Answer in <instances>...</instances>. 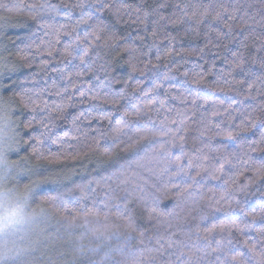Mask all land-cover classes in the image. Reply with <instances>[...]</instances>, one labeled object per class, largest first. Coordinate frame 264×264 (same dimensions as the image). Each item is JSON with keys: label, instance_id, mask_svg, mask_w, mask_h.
Wrapping results in <instances>:
<instances>
[{"label": "snow or ice", "instance_id": "obj_1", "mask_svg": "<svg viewBox=\"0 0 264 264\" xmlns=\"http://www.w3.org/2000/svg\"><path fill=\"white\" fill-rule=\"evenodd\" d=\"M154 3L155 6L141 0L139 4L133 6L115 3L113 0H72V2L60 0V3H53L52 0H39L38 3L31 2L23 6L17 4L8 9L10 12L27 11L37 24V31L33 32L31 36L20 38L24 47H18L17 52L23 63L15 64L8 61L0 65L2 68L0 70V93L10 92L13 96L18 94L23 103V108L31 113L30 117L26 118V122L23 120L20 122L24 130L20 134L23 142L21 149L24 151L30 149L31 157L36 161L54 163L60 162L61 157L64 160L79 159L80 157L79 149L75 154L67 153L66 149L72 145L68 143L66 138L82 140L85 148L90 151H100L106 157L112 155L113 146L119 147L121 144H125L127 151L135 149L136 145L143 141H148V143L143 144L142 148L134 151L133 156L128 161L114 165V170L110 174L99 179L89 180L86 184H80L82 196L79 200L72 202V207H69L68 202L60 201V206L63 208L61 218L66 222L65 231L67 235H71L78 224L83 223L90 224L88 232L95 234L97 239L117 238V246L104 252L102 264H121L120 260H114L113 257L117 255L124 257L128 249L136 246L135 241L142 238L146 231L154 225L159 226V229L153 233L154 246L133 253L131 264H252L248 253L235 245L240 243L237 236L241 233L255 230L264 235V203L259 206V212L249 213L245 211L244 201L236 200L233 195L235 191L233 186L236 185L237 177L245 172H252L259 181H264V160L258 162L252 156L253 152H264V130L260 131V140L252 141V143H246L244 137L241 136V132L256 128L257 123L264 128V119L252 123L251 128L245 127L242 121L235 126L237 130L233 131L231 130V121L235 117L232 116L231 104L223 106L207 99H203V103L200 105L197 102L205 95V89L221 92L229 98L243 96L244 99H255L254 89L256 95L264 96V44H261L254 54L250 51L245 56L241 52H233L231 58L224 57L227 71L225 68H217L215 59L209 61L205 56V48L213 43L210 38L213 31H215L217 41L221 40L223 36L232 34L233 26L231 24H224L228 33H222V31L213 28L214 23L223 22V17L226 14H228L229 19H235L234 15L229 14V9L224 7L220 0H207V2L197 5L184 2V0H180L174 5L170 4L169 0H154ZM126 8L136 14L135 19H131L130 16L131 22L142 23L145 32H150L152 44L147 46V50L144 46L138 47L134 43L120 45L119 40H115L116 25L96 16L97 12L108 10L119 20L121 10ZM193 8L195 10L191 11ZM61 9L68 10L63 17L66 21H71L72 13L77 9L80 10V18L75 25L53 22L60 15ZM166 9H172L170 15L164 14ZM141 13H143L142 16ZM169 25L173 27L186 25V27L182 35H172L167 31ZM201 25H204L207 30L205 48L176 49V44L183 36L199 35ZM81 26L92 29L82 39L78 31ZM2 27L0 25V31H2ZM162 31L163 35L161 36ZM4 35L6 36V34ZM61 36L70 37L72 42L64 44L62 49L58 50L57 46L61 44ZM105 37L115 40L116 44L128 53L126 63L132 72L126 79L113 75L111 61H105L96 66L100 59V52L98 51L100 41ZM137 39L143 42L146 36H138ZM157 40H160L161 43L167 41L163 49V57L160 54L162 49ZM12 42L15 43V41ZM2 43L3 40L0 39V44ZM153 47L157 49L156 61L159 62L162 59L167 61L163 64L165 68L169 67L171 63L169 58L173 55L196 56L198 60L203 61V63L194 64L190 71L181 73L184 77V83L195 85L194 89H189L192 92L190 111L193 116L197 112L200 113L199 124L203 126L199 130V135L194 138L202 147H195L193 152L186 150V136L179 135V133L187 131L184 109H175V117L169 119L166 116L159 121V127H157V121L153 120L150 115V110L155 101L145 102L142 106L132 99V93L142 90L139 83L131 84V80L134 78L133 74L139 72L144 75L152 68L159 69L161 67L160 64L154 63L151 59L147 60L143 69L137 66V60L139 63H143V58L152 54L151 49ZM76 49H80L82 55H74ZM29 50H31V57ZM7 51L6 46L0 47V56ZM57 54L61 56L62 60L79 61L73 73L77 80L85 74L95 77L96 83L87 90H81L80 97L83 98L88 92H92L93 94L88 96L90 101H100L102 104L111 105L113 110L107 115L97 116H92L91 112L88 115L80 112L72 118V127L65 131L63 136L53 133L56 121H65L68 118L69 108L75 107V105L55 101L53 105H49L43 99L47 89L40 88L37 90V80L33 76L23 78L17 76L19 69L31 67L37 56L46 55L55 59ZM184 62L187 63V61ZM47 63L48 61L42 62L44 65L42 71H47ZM205 64L209 65L206 69ZM253 66H258V70L254 71ZM170 71H178V68L170 69ZM59 73L62 79L66 78L69 81V85L64 88V92L57 89L55 93L49 92V95L63 96L64 93L68 92L69 87L76 86L73 75L65 76L63 69H60ZM152 75L155 77V87L151 90L153 93H158L163 87L161 83L156 82L160 75H163L164 80L174 78L168 73H160L159 71L153 72ZM236 75L241 76L242 79L235 80ZM207 77H214V80L206 82ZM234 81L237 84H245L246 90L235 88ZM117 84H123V88L117 89L115 87ZM52 87H56L55 83ZM147 94L145 92V95ZM164 95L170 96L171 90H165ZM67 98L72 99L71 96ZM172 99L179 100L181 104L186 105L189 97L179 93L172 96ZM166 103V100L160 101V108H164ZM209 103L212 105L210 115L207 109L200 111ZM53 106L55 107V114L52 110ZM95 107L96 105H93V109ZM160 108H156L155 111L159 113ZM253 110L255 111V109ZM261 110L264 111V102L261 103ZM121 113L119 119H114L117 114ZM247 115L251 117L252 113L249 112ZM220 116L225 117L229 122L228 131L221 127L224 121L214 123L213 118ZM187 119L190 120L192 117L189 116ZM93 120H98L101 124L96 128H91ZM105 120L110 126L107 133L103 128V121ZM2 121L3 116L0 115V146L4 143L5 126ZM84 122L87 123L88 127L82 126ZM177 124L178 127L175 131L168 127V125ZM210 125L216 131L213 135L206 136V133L211 130ZM165 130L167 133H171V138L167 141H157L155 138L161 136V132ZM90 132L97 133L91 137V143L88 142ZM25 135L27 136L26 139ZM217 137L227 141V143L220 148H213L211 142ZM102 140H111L112 144L104 143L102 145ZM54 145L56 151H53ZM205 148L208 149V152H205ZM229 148L231 151H228ZM21 149L18 150L17 154ZM174 150H178L179 155H174ZM161 163H164V166L160 168L159 174L174 173L179 179V183H172L171 187L176 189L181 196L183 192L188 193L187 197L177 199L170 206V210L169 205L162 206L160 204L159 198L149 200L138 182L142 170L153 171V166ZM172 166H174V171ZM0 167H2V163H0ZM233 169H235V174L229 175ZM208 180L219 182L217 187H207V192L212 193L206 201L210 210L201 212L198 222L187 231L186 239H181L176 231H171L173 223L186 209L191 211L199 207L202 200H205L206 193L203 188L207 186ZM50 182L56 183V181ZM93 185L99 189L98 194L104 197V200L94 202L91 208L85 206L84 214L81 215L77 208L82 200L88 198L87 193L93 190ZM181 185H183L182 190ZM218 189L220 191L217 198ZM239 190L247 196L245 188ZM193 197H199V199ZM95 203H102L105 208L110 203H114L117 215L124 220V223L117 225L107 221L100 223L98 220L91 223L89 217H98L100 212ZM138 205L142 208L140 217L137 215ZM236 210L243 214L244 219L240 222L232 219L231 213ZM221 214L223 218H221ZM257 220L260 221V227L254 229L253 222ZM26 222L27 220L22 214V206L16 205L9 208L0 202V233H3L7 228L23 225ZM121 229L125 233L123 236L119 235ZM62 240L63 237L57 234L55 238L49 237L45 241L46 247H42L45 257L43 264H93L91 256L97 253V248L87 247L82 242L83 239H80L73 240L67 249H62L58 246V241ZM243 244L245 248H248L249 241H243ZM34 251L35 249L23 254L18 253L17 258L22 257V255H31ZM69 254L73 256L71 261L68 260ZM255 259L256 264H264V257L257 256ZM0 264H8L6 254L2 250H0Z\"/></svg>", "mask_w": 264, "mask_h": 264}, {"label": "trees", "instance_id": "obj_2", "mask_svg": "<svg viewBox=\"0 0 264 264\" xmlns=\"http://www.w3.org/2000/svg\"><path fill=\"white\" fill-rule=\"evenodd\" d=\"M15 2H19V0H15ZM29 3L33 2V0H28ZM53 3H60V0H52ZM65 2H72V0H65ZM115 3H125L127 5H136L141 2V0H113ZM147 4H152L155 6L154 0H145ZM180 2V0H169L170 4H175ZM184 2L191 3L192 5H197L200 3H205L207 0H184ZM224 7L229 9V14L234 15L235 19H229L228 14L223 17V22H216L213 24V28L222 31V33H228V29L224 27V24H231L233 26V32L230 36H223L221 40H216L215 31L211 33V40L213 43L209 44L207 48H205V35L207 34V30L204 25L200 26V34L199 35H191V36H183L182 39L176 44V49H192V48H205V56L209 59V61L215 59L217 68H225L227 71V66L224 62V57L231 58V53L233 52H241L245 56L249 54L251 51L253 54L255 50L259 47L258 42L253 45L252 40L257 34L264 32V28L261 25H264V0H220ZM147 10V9H145ZM195 9H191L194 11ZM172 9H166L164 11L165 15H170ZM68 12L67 9H61L60 15L54 19L53 22L63 24V23H71L75 25L76 21L80 18V10L77 9L72 13L71 21L64 20V15ZM141 16L143 13L140 14ZM96 16L102 17L106 22L111 21L116 25V37L115 40H119L120 45L125 43L132 44L134 43L136 46H144L147 50V46L152 44V38L150 32L146 33L144 29V25L142 23H132L130 20L135 19L136 14L132 12L130 9H122L121 10V18L117 20V17L112 14V12L108 10H101L96 13ZM92 23V21H89ZM0 25H2V31H0V39L3 40V43L0 44V47L6 46L8 48L7 52H4L2 56H0V65L3 64V58L6 57L8 61H12L15 64H21L23 61L19 58V53L17 52L18 47H24V44L21 43L20 38L29 37L33 32L37 31L36 21L27 13L21 14L19 12H13L11 14L5 13L3 10H0ZM186 25H181L178 27H173L171 25L168 26L167 31L172 35H182L184 28ZM92 29L87 28V26H81L79 31V36L81 39L83 36L90 32ZM42 31V30H41ZM131 33V35H129ZM6 34V36L4 35ZM163 35V31L161 36ZM138 36H146L145 41H141L137 39ZM107 38V37H106ZM91 39V37H90ZM113 40V42H115ZM231 40V42H230ZM12 41H15L13 43ZM71 38L66 36H61V44L57 46V49H62L63 45L66 43H70ZM116 43V42H115ZM161 51V56H164V47L167 41H163L161 43L160 40H157ZM219 45V46H217ZM246 45V46H245ZM226 46V47H225ZM83 47V45H81ZM100 55H104V52L101 49H98ZM157 49L153 47L151 49V55L143 58V63L137 62V66L141 69L144 68V65L147 63L148 59H151L154 63H158L161 65L159 69L152 68L151 71L145 72L144 75H141L139 72L133 74L134 78L131 80V84L135 85L139 83L142 86V90H138L132 93V99L134 102L140 103L142 106L145 102H152V109L150 110V115L153 120L157 121V127H159V121L163 120L166 116L169 119L175 117V109L180 108L184 109L186 116V132H181L179 135L186 136V150L189 152H193L195 147H202L194 138L199 135V130L203 127L199 124V116L200 113L197 112L195 116L192 115L190 111L192 108L191 104V96L192 92L189 89H194V84H186L184 83V77L181 73L185 71H190L194 64L203 63L202 60H198L196 56H184V55H173L170 57V65L168 68L163 67V64L167 61L162 59L161 61H156ZM74 55H82V51L80 49H76L73 53ZM91 55V53H90ZM29 56L31 57V50H29ZM112 62L113 65V75L119 76L121 78L126 79L132 69L128 67L126 60L128 58V53L123 50L122 47L118 45L115 51H112L108 56L105 57ZM43 61H48L46 68L47 71H42ZM184 61H187L185 63ZM79 64L78 60H62L60 55H56L55 59L52 57L37 56L35 62L31 65V67H23L20 68L17 76L23 78L25 76H33L37 80V90L40 88L47 89L44 92L43 99L46 100L49 105H53V102H63L65 104H74L75 107L69 108L68 118L65 121H56V127L53 130L54 135L63 136L65 131H68L72 127V118L78 115L80 112H83L85 115H88L91 112L92 116L97 115H107L111 113L113 110L111 105L102 104L100 101H90L88 96H91L93 93L88 92V94L81 98L80 91L87 90L92 86L95 81L94 76H90L85 74L80 79H76L73 75L75 71V66ZM11 66V65H10ZM208 64H205V69L208 67ZM151 67V66H150ZM178 71H170V69H176ZM63 69L65 76L73 75V79L76 80L75 87H69L68 92L64 93L63 96H57L55 94L49 95V92L55 93L57 89L60 92H64V88L68 87L69 81L65 78L62 79L59 73V70ZM2 70V68H0ZM253 70H258V66H253ZM159 71L160 73H168L170 76L174 77L169 80H164L163 75H160L159 80L156 81L161 83L163 87L158 91V93H153L151 90L155 87V77H153L152 73ZM103 75V74H100ZM231 79V78H229ZM242 77L239 75L235 76V80H241ZM214 80V77H207L206 82H211ZM10 82V81H9ZM53 83H55L56 87H52ZM234 87L238 90H246L245 84H237L235 81L233 82ZM117 89H122L123 84H117L115 86ZM259 87V85H257ZM165 90H171L170 96H165ZM179 90V92H177ZM131 91V90H130ZM145 92L148 94L145 95ZM205 95L201 100L197 103L198 105L203 103V99H207L209 101H215L218 104H222L223 106H227L228 104L232 105V116L235 117L231 121L233 131H236V125L240 124L242 121L245 127L251 128L252 123H256L260 119H264V111L261 110V103L264 102V96L256 95L255 89L253 95L255 99H244L243 96H235L232 98L226 97L223 93L218 91H209L207 89L204 90ZM179 93H183L184 96L189 97V100L186 105L181 104L179 100H173L172 96H176ZM71 96L72 99L69 100L67 97ZM0 97L4 98H17L13 96L12 93H0ZM83 100V102H81ZM167 101L164 108H160V101ZM93 105H96L95 109H93ZM156 108H160L159 113L155 111ZM211 112L212 105L209 103L205 108H201L200 111ZM255 109V111L253 110ZM53 113L55 114V107L53 106ZM130 110V109H129ZM252 113L251 117H248V113ZM31 113L23 108V105L19 103L17 99L16 106L13 110V116L19 122L22 120L26 122V118L30 117ZM121 114H117L114 119H119ZM191 116L192 119H187V117ZM214 123H219L220 121H224L221 124V127L225 130H229V122L225 117H215L213 118ZM101 122L98 120H93L91 124V128H96L100 125ZM83 127H88L87 123L84 122ZM172 131L178 127L177 125H168ZM103 128L107 133L109 131L110 126L107 121H103ZM211 129L206 133V136L213 135L216 129L213 126H209ZM264 130L259 123L256 124V128H252L250 131L241 132V136L244 137L246 143H252V141L260 140V131ZM22 131H24L22 129ZM93 135H97V133H91L88 138V142L91 143V137ZM27 136L25 135V139ZM171 138V133L168 135H161L156 137L157 141H167ZM68 143L72 145V147H68L66 149L67 153L75 154V152L80 150L79 159H68L64 160L61 157L60 162L48 163L45 161H36L35 159H29L28 164L30 167L34 168L38 175L34 177L35 179L41 181L40 187L42 189H54L61 184H81L87 183L89 180L99 179L102 176L110 174L111 171L114 170V165L122 164L128 161L132 156L133 152L142 148L143 144L148 143V141H143L141 144L136 145L135 149L125 150L127 145L121 144L119 147L113 146V152L110 157H106L100 151H90L88 148L84 147V142L78 139H69ZM104 143L112 144L111 140L101 141V144ZM213 148H220L223 144L227 143V141L221 140L220 138H215L212 140ZM56 146H53V151H56ZM205 152H208V149H204ZM228 151H231L229 148ZM174 155H179L178 150H174ZM253 158H255L258 162L264 160V152H253ZM26 157H31V150L28 149L24 151L21 149L19 154L13 153L11 159L13 160H23ZM231 158V157H230ZM172 170L174 171V166H172ZM235 169L229 172V175H234ZM50 181H56V183H51ZM253 181H255L253 183ZM27 178H23L22 183H27ZM219 184L218 181L208 180L207 186L203 188V191L206 193L205 202L207 198L212 195V193L207 192V187H217ZM247 186V187H246ZM235 191L233 195L236 200L244 201L243 207L245 211L251 213L253 211L259 212V206L264 203V181H259L252 172H245L243 175L237 177L236 185L233 186ZM240 188H245L247 192V196L244 193L240 192ZM219 189L216 193L217 198L219 197ZM54 191H47L44 195H55ZM174 203V200L170 197L167 200L162 202L163 205L170 206ZM223 203V202H222ZM69 207H72L71 203H69ZM207 211V210H206ZM232 219H236L238 222L244 219L243 214L236 210L231 213ZM221 218L223 215L221 214ZM250 219V217H249ZM198 222V221H197ZM243 227V224H241ZM260 221L257 220L253 222V228H259ZM57 234L53 233L52 238H55ZM237 239L240 243L235 246L238 248H243L245 252L248 251L247 248L244 247L243 241L252 242H264V235L260 234L257 231L245 232L241 233L237 236ZM87 247H95V244H90L89 238H85L82 241ZM226 243V241H224ZM65 241H58V246L62 249H67L64 245ZM117 246V238L113 237L108 242H106L101 248L97 249V253L91 256L93 264H97V262L102 260L103 254L105 251H108L110 248H115ZM259 246V244H258ZM46 247V245L44 246ZM140 249L136 246L127 250L124 257L117 255L113 257L114 260H120L121 264H131L132 254L138 252ZM43 259H45L44 254L42 252V247L37 246L35 249V254L32 256L31 261L28 264H43ZM73 256L71 254L68 255V260L71 261ZM20 264H24L21 262Z\"/></svg>", "mask_w": 264, "mask_h": 264}, {"label": "clouds", "instance_id": "obj_3", "mask_svg": "<svg viewBox=\"0 0 264 264\" xmlns=\"http://www.w3.org/2000/svg\"><path fill=\"white\" fill-rule=\"evenodd\" d=\"M39 0H33L32 3H38ZM28 0H0V10H3L7 14H11L15 11H9L8 9L14 5L20 4L26 5ZM27 11L19 12L24 14ZM28 13V12H27ZM29 14V13H28ZM264 28V25H261ZM258 42L259 46L264 44V32L257 34L253 38L252 43L255 45ZM118 45L113 40L105 39L100 41V49L104 52V55H100V59L97 61V65L110 61L105 57L108 56ZM3 63H7L6 57L3 58ZM138 62V60H137ZM103 74V73H100ZM17 99L20 104L23 105L20 97L17 98H4L0 97V115L3 116L4 127V143L0 146V202L5 207L22 206V214L27 220L23 225H18L12 228H7L3 233H0V250H2L8 259V264L17 258L18 253H27L30 250L36 249L39 245L45 246V241L52 236L53 233L60 234L63 237V241L66 242L65 247H69L73 240H80L89 238L90 244H95V248H101L110 239H97L95 234L88 232L90 224L79 223L78 226L72 231L71 235H67L65 231V221L61 218L63 214V208L60 206V201H66L71 203L79 200L82 196L80 191V184H61L54 189H42L40 187L41 181L35 179L38 175L37 171L30 167L28 164L29 159L32 157H26L23 160H13L11 156L13 153H17L19 149L23 147V142L20 138L23 126L20 122L14 118L13 110L16 106ZM161 135H168L167 131L161 132ZM164 166V163L153 166V171L142 170L139 183L147 194L149 200L159 198L160 204L172 198L174 203L177 199H181L188 196L187 192H183L182 196L178 194V191L171 187L172 183H179V179L174 173L160 175L159 170ZM23 178H27V183H22ZM82 184V183H81ZM86 184V183H84ZM93 190L87 193V199L80 202V206L77 211L83 215L85 206L88 208L93 207L94 202L103 201L104 197L100 196L99 189L93 185ZM183 185H181V190ZM47 191H54L55 195H44ZM123 195V193H121ZM55 198V199H53ZM199 199V197H193ZM95 206L100 209L98 217H89L91 223H95L97 220L100 223L111 222L113 224L122 225L124 220L118 217L114 203H110L107 208L102 203H95ZM210 209L207 207V202L202 200L200 206L188 211L187 209L181 213L180 217L174 221L171 231H176L181 239H186L187 231L194 226L201 212H207ZM142 208L137 206V215L140 217ZM159 229L158 225H154L151 229H148L142 238L135 241L136 247L139 251L152 248L155 244L153 239V233ZM183 229V231H180ZM255 231V230H254ZM87 233V235H85ZM124 230L119 232L120 236H123ZM259 244V246H258ZM248 255L251 258L252 264H256L255 257H264V242H252L248 246ZM25 255H22V257ZM102 260L98 264H102Z\"/></svg>", "mask_w": 264, "mask_h": 264}, {"label": "rangeland", "instance_id": "obj_4", "mask_svg": "<svg viewBox=\"0 0 264 264\" xmlns=\"http://www.w3.org/2000/svg\"><path fill=\"white\" fill-rule=\"evenodd\" d=\"M34 254H35V251L31 255L16 258L14 261L9 262V264H20L21 262H24V264H28L31 261L32 256Z\"/></svg>", "mask_w": 264, "mask_h": 264}]
</instances>
